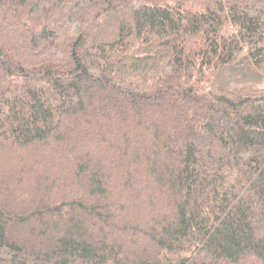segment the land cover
I'll list each match as a JSON object with an SVG mask.
<instances>
[{"label":"trees","instance_id":"obj_1","mask_svg":"<svg viewBox=\"0 0 264 264\" xmlns=\"http://www.w3.org/2000/svg\"><path fill=\"white\" fill-rule=\"evenodd\" d=\"M0 264H264V0H0Z\"/></svg>","mask_w":264,"mask_h":264}]
</instances>
